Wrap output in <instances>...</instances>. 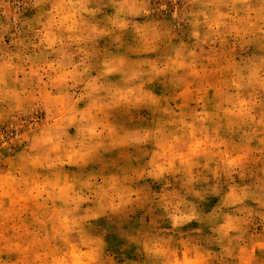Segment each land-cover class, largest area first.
Masks as SVG:
<instances>
[{"label":"rangeland","instance_id":"rangeland-1","mask_svg":"<svg viewBox=\"0 0 264 264\" xmlns=\"http://www.w3.org/2000/svg\"><path fill=\"white\" fill-rule=\"evenodd\" d=\"M0 264H264V0H0Z\"/></svg>","mask_w":264,"mask_h":264},{"label":"crops","instance_id":"crops-1","mask_svg":"<svg viewBox=\"0 0 264 264\" xmlns=\"http://www.w3.org/2000/svg\"><path fill=\"white\" fill-rule=\"evenodd\" d=\"M47 93V92H46ZM52 91H49L48 94H50V99H56V95ZM41 94V93H40ZM52 94V95H51Z\"/></svg>","mask_w":264,"mask_h":264}]
</instances>
